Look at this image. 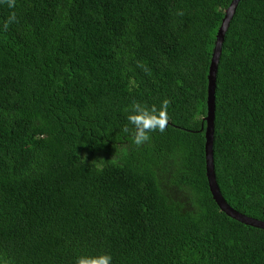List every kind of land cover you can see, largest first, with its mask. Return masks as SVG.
Segmentation results:
<instances>
[{"label": "trees", "instance_id": "trees-1", "mask_svg": "<svg viewBox=\"0 0 264 264\" xmlns=\"http://www.w3.org/2000/svg\"><path fill=\"white\" fill-rule=\"evenodd\" d=\"M231 1L0 3V264H264V230L223 214L205 176ZM164 100L165 130L137 147L131 106ZM214 105L221 195L264 222V0L237 4Z\"/></svg>", "mask_w": 264, "mask_h": 264}, {"label": "water", "instance_id": "water-1", "mask_svg": "<svg viewBox=\"0 0 264 264\" xmlns=\"http://www.w3.org/2000/svg\"><path fill=\"white\" fill-rule=\"evenodd\" d=\"M240 0H232L229 6L224 10V16L221 20L220 26L214 42L212 56L208 67L207 76V98H206V115L203 118L205 122L204 129V160H205V176L208 183L209 192L218 209L228 218L256 229L264 230V222L239 213L234 210L221 195L220 189L217 185L213 165V133H214V117H215V74L219 62L221 47L224 41V35L232 19L237 4Z\"/></svg>", "mask_w": 264, "mask_h": 264}, {"label": "clouds", "instance_id": "clouds-1", "mask_svg": "<svg viewBox=\"0 0 264 264\" xmlns=\"http://www.w3.org/2000/svg\"><path fill=\"white\" fill-rule=\"evenodd\" d=\"M3 2L5 0H0V3ZM6 2L9 8L15 6V0H6ZM15 20L16 15L13 12L5 22L4 28L6 29ZM167 105V100L162 102L159 109L138 102L133 103L127 115V123L122 130L129 136L134 145L139 147L147 142L151 132H163L165 130L168 121ZM76 264H112V256L110 254L81 255L76 259Z\"/></svg>", "mask_w": 264, "mask_h": 264}, {"label": "bare ground", "instance_id": "bare-ground-1", "mask_svg": "<svg viewBox=\"0 0 264 264\" xmlns=\"http://www.w3.org/2000/svg\"><path fill=\"white\" fill-rule=\"evenodd\" d=\"M228 29V28H227Z\"/></svg>", "mask_w": 264, "mask_h": 264}]
</instances>
